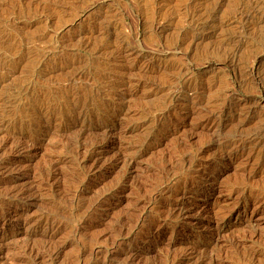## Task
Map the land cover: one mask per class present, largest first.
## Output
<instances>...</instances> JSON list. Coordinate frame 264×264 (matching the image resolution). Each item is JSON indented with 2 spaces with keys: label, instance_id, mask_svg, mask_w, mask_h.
<instances>
[{
  "label": "rangeland",
  "instance_id": "374dc122",
  "mask_svg": "<svg viewBox=\"0 0 264 264\" xmlns=\"http://www.w3.org/2000/svg\"><path fill=\"white\" fill-rule=\"evenodd\" d=\"M0 264H264V0H0Z\"/></svg>",
  "mask_w": 264,
  "mask_h": 264
}]
</instances>
